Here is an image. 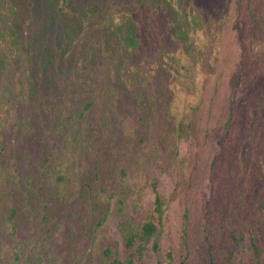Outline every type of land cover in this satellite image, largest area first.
<instances>
[{
    "label": "rangeland",
    "instance_id": "obj_1",
    "mask_svg": "<svg viewBox=\"0 0 264 264\" xmlns=\"http://www.w3.org/2000/svg\"><path fill=\"white\" fill-rule=\"evenodd\" d=\"M146 222L134 264H264V0H0V264Z\"/></svg>",
    "mask_w": 264,
    "mask_h": 264
},
{
    "label": "trees",
    "instance_id": "obj_2",
    "mask_svg": "<svg viewBox=\"0 0 264 264\" xmlns=\"http://www.w3.org/2000/svg\"><path fill=\"white\" fill-rule=\"evenodd\" d=\"M155 203H156V210L159 211V213H162L161 210L162 201L159 193H156ZM186 218H187V214H186ZM123 230L125 235V245L126 248L129 250V257L126 258L125 260H120L117 256L115 258L110 259L112 251L110 248H107L104 251L105 257L101 264H134L137 255H142L143 251L147 247V244L150 243L151 241L153 242V246L155 249L159 248L158 228L155 223L153 222L144 223L141 231H134L130 226H124ZM138 241L140 242L136 246V243ZM249 241H250V246L254 251V254L259 259L260 247L257 244L252 231L249 232ZM16 259L17 256L14 260V264L16 263ZM208 264H216V262L214 261L213 258H210ZM219 264H232V262L231 261L221 262Z\"/></svg>",
    "mask_w": 264,
    "mask_h": 264
}]
</instances>
